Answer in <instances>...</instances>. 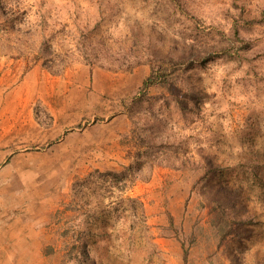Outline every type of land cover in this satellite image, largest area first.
<instances>
[{"label": "rangeland", "instance_id": "374dc122", "mask_svg": "<svg viewBox=\"0 0 264 264\" xmlns=\"http://www.w3.org/2000/svg\"><path fill=\"white\" fill-rule=\"evenodd\" d=\"M21 6L55 29L78 22L110 46L144 35L149 54L172 51L182 65L170 90L153 86L135 102L147 57L130 69L50 70L0 55V229L17 216L13 225L24 218L36 237L10 261L0 249V264H264V0ZM146 116L160 158L117 191L102 174L135 165L133 130ZM127 197H140L144 213Z\"/></svg>", "mask_w": 264, "mask_h": 264}, {"label": "trees", "instance_id": "16d2710c", "mask_svg": "<svg viewBox=\"0 0 264 264\" xmlns=\"http://www.w3.org/2000/svg\"><path fill=\"white\" fill-rule=\"evenodd\" d=\"M22 1H0V55L9 52L25 58L32 56L29 60L33 62L41 61L50 70L54 68L62 70L69 63L77 61L101 66L106 63H114L120 67L119 69H130L143 63L141 59L144 56L147 57L145 61L151 64L152 71L143 82L140 94L134 97V101H144L148 89L156 85H162L170 90V85L173 82L172 73L182 65V61L175 57V52L167 51L160 58L154 54H149L152 44L147 42L144 35H138L137 33L133 35L131 44L128 43L127 46L120 44L115 47L110 46L108 42L101 38H92L88 32L85 33V28L81 27L78 22H73L70 25L64 22L59 23V28L55 29V25H49L44 17L40 20H34L30 16L29 10L22 8ZM148 119L147 116L144 119L141 117V120L146 121L144 127H142L139 118L137 123L139 127L133 130L135 138H139L137 139L139 150L136 152L135 165L129 166L122 172L102 174L104 178L111 179L106 181L111 183L117 191L122 192L132 188L137 174L143 169V165L146 164L152 168L155 166L156 159L160 158L156 155L157 138L155 132L153 133V127L150 129L151 120ZM153 123H155V119H153ZM146 127L148 130L144 131ZM160 144H163V142ZM185 163L186 161L180 162L176 166L183 168L186 166ZM211 171L218 172L215 168H209L208 173ZM126 200L131 204L132 210L136 211L138 208L144 210V202L140 197H127ZM232 219L235 222V219ZM231 224L233 223L231 222ZM229 229L230 231L232 229L230 225ZM187 258L186 251V263Z\"/></svg>", "mask_w": 264, "mask_h": 264}, {"label": "crops", "instance_id": "0c3cea01", "mask_svg": "<svg viewBox=\"0 0 264 264\" xmlns=\"http://www.w3.org/2000/svg\"><path fill=\"white\" fill-rule=\"evenodd\" d=\"M12 219L14 220V223L17 222L16 220H18L19 218L16 216ZM12 219L10 218L9 222L7 223V227L4 228V226L0 229V249H5L7 250L4 255V257H6L7 259H9V261L11 260L12 256L14 255V253L12 254V249H26V248H31L34 246V242L36 241V237L32 236L31 232H28V228L30 227L29 224H27L28 222L24 219L21 218L19 220V223H21L20 226L15 227L12 223ZM8 224L10 227H8ZM34 225H32V228L30 230H33ZM41 233V238L38 237L37 240L38 242H44L45 239V231L44 230H39ZM47 236L46 239H49V233L46 232ZM38 247V252H41L44 250V245L40 244L37 246ZM41 258L40 260H42V262L45 261V258H47L46 256H43V253L41 252ZM17 254L15 253V256ZM20 256V255H19ZM21 257V256H20ZM6 259V260H7ZM24 262H27V260H25ZM11 263V262H10Z\"/></svg>", "mask_w": 264, "mask_h": 264}]
</instances>
